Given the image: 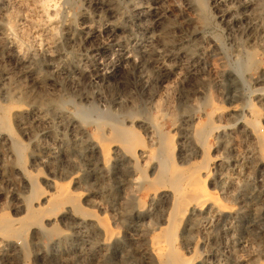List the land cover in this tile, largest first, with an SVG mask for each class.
Masks as SVG:
<instances>
[{
	"label": "bare ground",
	"instance_id": "6f19581e",
	"mask_svg": "<svg viewBox=\"0 0 264 264\" xmlns=\"http://www.w3.org/2000/svg\"><path fill=\"white\" fill-rule=\"evenodd\" d=\"M213 1L220 4V18L227 17L225 0ZM167 2L168 0L154 1V4L158 6L154 9H158L156 17L162 30L164 23L161 21L172 10ZM87 3L94 5L95 8L99 4L94 0H87ZM101 8L113 19L110 24L104 27L94 25L91 23L89 14L85 10L81 11L80 23L76 27L68 21L63 24V31L68 39L72 41L78 39L83 44L95 41L101 46L105 39L114 44H121L128 39L120 36L127 31V20L122 19L124 14L119 9H113L108 5ZM132 8L129 10L133 12L146 10V7L138 4L132 5ZM41 11H44V8L37 14L41 15ZM51 31L49 39L55 32H52L51 36ZM159 33L149 36L146 44L140 49L141 58L147 59L148 62H146L150 65H155L157 59L161 57L164 52L162 46H169L162 32ZM34 38L37 37L34 36ZM48 38L44 39L46 48L42 51V57L51 61L54 55L47 43ZM9 44H12L10 45L11 53L8 54L7 59H15L19 69L28 73L26 62L19 50L20 46L18 47L17 43ZM218 49L212 46L214 52L218 53ZM126 50L128 49L122 47L116 52L118 63L107 66L108 68L96 66L93 74L90 70L78 66L51 67L49 76L43 79L44 81L42 79L36 81L42 89L36 95L29 94L28 90L26 91L10 73H4L11 82L9 93L12 97L19 99L18 104L11 102L5 107L0 105V151L3 152L0 158V177L12 182L18 191L11 200L12 207L9 212L11 214L0 210V252H2L0 258L7 263L15 264L20 260L30 259L42 264H85L89 259L96 261V254L103 250L107 251L111 245H120L123 252L140 257L144 264H192L194 261V254L186 257V254L184 255L180 250L182 246L179 248L177 242L179 234L189 223L191 213L218 210L213 201L215 196L213 197L208 190L210 187L207 188V181L211 178L218 160L206 158L205 148L207 147L204 146V140L219 129L213 123L218 122L217 120L223 116L224 107L222 109L209 104L210 109L207 108L208 112L205 111L203 123L196 120L198 118H195L193 114L184 115L178 124H173L171 132L158 130L157 118L151 120L134 116L132 112L135 106H141L143 103L156 110L157 114V110H162L158 89L159 87L163 89L167 80H165V69L159 64L156 65L157 81L153 82L154 79L151 81L149 77H140V80L135 83L134 88L139 92V98L127 96L123 100H120L121 98H117L118 101L112 100L111 107L117 112L115 117L107 114L109 113L107 111L102 116L94 109L82 111L66 106V99L70 96L90 106L91 102L102 100V93L98 88L111 89L114 85L119 87L129 70L138 68L139 64L138 58L136 59ZM112 53L108 49L104 54L108 56ZM193 64L191 71L195 74L199 64L195 61ZM231 65L238 77H242L241 67L243 66L240 67V62L235 61ZM132 71L134 73V70ZM69 77H73L75 82L65 84L66 82L59 81ZM154 83L158 89L154 90ZM85 86L93 90H85ZM65 95L68 98H64ZM257 96L261 94L257 93ZM191 105L190 103L189 106ZM187 107L184 110H188ZM249 113L252 112L249 110ZM11 124L29 145H32L27 155L34 174L16 166L25 159L23 158L25 153L23 154L22 143L13 137ZM84 124L89 125L92 135L84 132ZM257 125V121L252 120L247 124V129L251 137L257 139L258 155L264 156V137L258 133ZM34 127L40 128L43 136L60 143L58 146L60 148L61 145V148H58L59 150L56 148L58 151L48 152L49 155L45 157L40 156L37 152V141L31 135ZM70 149L79 155L77 161L69 156ZM196 158H199V161H196ZM39 167L45 169L46 172H43L45 174L41 171L42 175L39 173ZM40 185L46 190H42ZM9 187L11 189V186ZM103 206L110 212V220L114 223V227L106 221L107 217L101 218L93 210L102 211ZM205 228L208 227L205 226ZM189 236L190 239L191 236ZM44 239L47 243L41 245ZM99 264L111 263L104 259Z\"/></svg>",
	"mask_w": 264,
	"mask_h": 264
},
{
	"label": "rangeland",
	"instance_id": "374dc122",
	"mask_svg": "<svg viewBox=\"0 0 264 264\" xmlns=\"http://www.w3.org/2000/svg\"><path fill=\"white\" fill-rule=\"evenodd\" d=\"M94 1L99 3V7L95 8L94 5L88 4L87 0H50V3H48L49 0H0V105L5 107L10 105L11 102L13 104L19 102V99L12 97L9 93L11 82L8 77H5L4 73H10L26 91L28 90L29 94L36 95L42 90L36 81L38 79L45 80L49 76L51 67L57 65H65L70 68L78 66L90 70L93 74L96 66L106 68L118 63L115 54L124 47L128 49L126 51L130 55L135 56L136 59L138 58L137 62H139L138 68L130 69L124 77L125 83L122 82L119 87L114 85V87H111L112 90L106 87H97L102 93V100L93 101L90 106L74 96L68 98L65 95L64 97L68 98L66 99L68 108L82 111L94 109L100 112L102 116L109 112L107 114L115 117L117 112L111 107L112 100L115 101L117 98L123 100L127 96L139 98L140 94L134 88L135 83L140 80V77H149L151 81L153 79V82L157 81L156 65L159 64L166 71L164 73L167 81H165L163 89L161 87L158 89L155 83V88H153L159 90L162 110H157V114L156 110L143 103L141 106H135L132 112L134 116L151 120L157 118V129L159 128L158 130L163 132H171L173 124H178L184 115L193 114L195 118H198L196 120L203 123L205 121L204 114L208 112L210 105H216L214 107L219 106L222 109L224 107L223 116L217 120L218 122L213 123L219 129L208 135L204 140V146L207 147L205 148L206 158H216L218 160L211 178L207 181V188L210 187L208 190L213 197L215 196L213 201L218 210L216 212L215 210H203L191 213L190 224L188 223L179 234L178 247L182 246L180 250L184 255L186 254V257L194 254L195 258L192 264H264V156L258 155L257 139L251 137L247 129V124L252 120H256L258 133L264 137V0H225L227 17L223 19L220 18V4L218 2L214 3L213 0H168L167 3L172 7V10L161 21L164 23L163 30L156 17L158 9L154 8L158 6L154 4L155 0ZM137 4L146 7V12L129 10L133 9L132 5L137 6ZM107 5L113 9H119L124 14L122 15L123 21L127 20V31L120 36L128 39L124 40L121 43L122 45L111 43L106 39L103 40V46L98 45L95 41L94 43L87 44V42H84L83 44L78 39L76 41L68 39L63 31V24L68 21L76 27L80 23L79 14L81 11L85 10L89 14L91 23L94 25L104 27L110 24L113 19L101 8ZM165 6L167 5L165 4ZM43 8L42 14H37ZM48 10L52 11V15ZM16 27L18 29L23 28L18 30ZM36 30L41 34L40 36ZM43 30L44 32L41 33L40 31ZM50 31L51 36L52 32L55 31L52 38L50 37L51 39L48 38ZM161 32L168 41L169 46L165 47L163 45L164 52L161 57L157 59L155 65H150L147 63V59L141 58L140 49L142 45L146 44L149 36L157 33L161 34ZM34 36L37 38L35 39ZM46 37L49 40L47 43L50 45V51L54 55L51 61L42 57V51L46 48V41L44 40ZM189 37H191L190 40ZM27 39L28 41H25ZM9 43H17L18 47L20 46L21 56L25 60L27 70L30 73H24L19 69L15 59H7L8 54L11 53L10 45L12 44ZM29 43H32L35 47ZM212 46L219 48L218 53L212 50ZM34 49L36 50L35 53L33 52ZM108 49L113 53L106 56L104 53ZM183 52L185 54L181 55L180 53ZM194 61L199 64L195 74L191 71ZM235 61L240 62V67L243 66L241 67L242 77H238L231 65ZM148 65H150L149 68ZM132 70H134V73ZM59 81L66 82L65 84H69L71 81L75 82L73 77L60 79ZM86 89L93 90L89 86H85ZM94 89L96 88L94 87ZM254 90H256L255 93ZM257 93H260L261 96H257ZM190 103L193 105H191L192 107L189 106ZM185 107L188 110H184ZM233 107L237 109H232ZM249 110L254 114L249 113ZM11 129L13 137L22 143L24 147L23 154L25 153V157L23 156L25 159H22L19 162L20 165L16 166L27 169V171L34 174L35 172L31 170V161L27 155L32 145H29L13 124H11ZM83 129L85 133L87 132V135H92L89 125L84 124ZM39 130L40 128H32L31 135L37 141V152L40 156L45 157L61 148V145L60 148L58 146L60 143L53 142L50 137L43 136L41 130ZM2 156L3 152L0 151V158ZM69 156L74 161L79 158V155L72 149L69 151ZM196 161H199V158H196ZM38 170L40 174L46 172L41 167ZM9 186H11V189ZM14 187L12 182L0 177V201L4 200L0 202V210L8 214H11L9 212L12 207V197L18 192L17 188ZM40 187L42 190H46L44 186L40 185ZM93 210L101 218L107 217L106 221L114 227L108 209L103 206L102 211ZM201 222L203 223L200 224ZM205 226L208 228H205ZM201 228L204 230L202 231ZM183 241H186L185 245ZM41 243V245H45L47 241L44 239ZM101 252L96 254V261L89 259L85 264H99L104 259H107L111 264H144L140 257H134L123 252L120 245H111L107 251L103 250ZM100 257L102 258L100 259ZM0 264L9 263L0 258ZM15 264L42 263L25 259Z\"/></svg>",
	"mask_w": 264,
	"mask_h": 264
}]
</instances>
